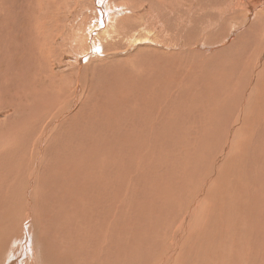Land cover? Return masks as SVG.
I'll return each mask as SVG.
<instances>
[{
	"label": "rangeland",
	"instance_id": "rangeland-1",
	"mask_svg": "<svg viewBox=\"0 0 264 264\" xmlns=\"http://www.w3.org/2000/svg\"><path fill=\"white\" fill-rule=\"evenodd\" d=\"M27 1L18 0V3L12 1L11 6L13 7L11 8L10 6L9 9L6 8L5 4L0 6V13H5L3 17L0 16V37L13 24L10 29V43L4 42L1 47L3 56L0 58V107H4L2 102H4V105H8L10 101L9 94L2 93L7 89L15 90L16 87L14 88L12 83L18 80L17 76H21L20 67L21 70H24V73L26 72L25 76L29 77L31 82L36 81V84L45 88V95L47 96L55 91L56 88L62 90L67 88L65 90L67 95L65 94V96L70 97L76 88L75 70L69 67L61 72V68L51 66L54 65V58L58 56L59 51L57 48L63 45L68 46L67 42L73 37L77 41V32H74L73 36H69L64 41V31L53 38L41 36L39 41L35 37H31L30 30L33 25L31 19L36 18L39 12H43L44 14L40 16L39 21H41L40 26L43 25L45 28L49 21H52V19L56 21L59 18L58 13L60 10L56 9L53 13H50L48 12L49 10L43 9L45 4L39 0V4L36 6L38 11L36 15H31L34 5H29L21 13L20 9L25 6ZM66 1L70 9L72 8V11L69 9L70 14L68 17L70 20L75 18L74 21H76L75 15L78 13L77 5L74 7L76 0H71V3L70 0ZM137 1L133 0V3L136 5ZM133 7L130 6V8ZM79 8L84 10L87 7L80 5ZM27 9L30 10L26 11ZM245 11L246 6L241 12ZM230 16L232 15L230 14ZM255 16L258 17H255L247 24L248 27L245 33L239 31L235 32L233 36H228L225 32L228 28V23L226 22L223 25L225 36L237 38L236 42L238 44L232 47V50H228L232 53L231 55H234L233 58H247L249 50L246 45L251 46L253 44L262 46L258 47L257 56L261 57L263 54L264 9L259 10ZM21 18L24 19H22L20 24L18 20H21ZM43 18L46 20L42 21ZM244 18L246 17L244 16ZM229 19H231L229 23H237L236 26L247 23L244 21L240 23L232 18ZM246 33H248V38ZM53 40L60 44L51 46L49 43ZM91 40L89 38L79 39L83 43V48L88 47ZM20 43L23 46H19ZM39 46H42L41 55L45 59L49 73L51 71L56 79H54V82L45 66L43 72H41V79H31L40 77V64L36 65L35 63L40 61L35 54ZM21 47L26 50L22 51ZM187 48L188 45H186V50ZM94 49L97 51L96 46ZM147 50H153V48H148ZM112 51L118 53V51ZM112 51L109 54H112ZM192 51L191 48H188L181 55L182 69L187 65L185 58H189L194 54ZM136 53L137 56L135 58L141 60L145 57L146 52L144 49H134L132 55ZM199 53L197 54L196 63H201L202 60L205 63L202 64L200 73L193 76L200 78L197 81H192L187 87H185L186 84L182 88L177 87L180 89L178 91L182 90V96L174 89L167 94L168 96L164 95L166 103L159 106L158 103L154 102L158 95L155 94L156 85H152L151 88L146 89L148 92L145 94L144 102L141 99L138 104L135 99V101H128L119 110L116 108L112 109L113 112H108L105 109L110 108L112 103L105 100L106 102L103 104L100 102L96 107L87 110L89 115H91L90 120L94 119L92 127L86 119L81 117L82 115L73 116V118L71 117L72 119L68 117L63 125L52 131L48 137L47 135L44 137V144L42 143L44 152L41 151L42 161L38 165L36 184L32 194L34 213L31 220L32 222L36 220L37 225L43 226L42 231L45 229V231L49 230L55 237L62 232L68 237L69 240L67 238L65 241H63L65 238L62 241L60 240L63 245L57 251L60 256L67 257V261L64 264H86L87 255L85 257V254H91L90 247L97 241L98 237H102L92 233L91 227L94 224L92 220L87 222L86 226H83L78 233L80 219L76 211H79L80 207L83 206L84 200L82 199H86V203H89L97 196L95 195L96 193L98 196L105 198V204L111 198L114 200L112 210L104 217L105 220L101 219L100 214L87 217L88 219L94 218L97 222L105 221L103 227L105 238L103 242L106 245H108L112 231L129 234L131 227L139 225L130 234L134 236L133 234L136 233V230L141 235L148 229L150 233L154 231L152 233L154 238H157V236L161 237L155 242L156 244L154 243V246L157 249L162 246L163 252H166L176 240L175 234L177 230L181 229L183 216L186 213L190 215L193 203V200H191L192 192L199 191L202 188V183L211 174L212 168L210 166L217 154L222 157V168L214 175V179L206 192L202 193L203 200L200 209L194 214L200 216V222L189 220L192 235H189V239H185L181 245L182 250L180 251L181 254H179L181 263L178 259L177 261L179 264H264V210L257 207V203L260 201L264 209V87L258 86L257 96L254 98L258 101L255 109L250 103L241 105L239 93L242 88L239 89V92L238 87L248 81L251 76L245 75L243 71H238L236 78L226 79L222 74L232 72L212 73L209 67L211 62H206L207 58L211 57L208 56L209 52H203L205 55L201 54L200 56ZM206 54L208 57H206ZM140 55L141 58H139ZM117 56H120V54H117ZM205 57L206 61L204 60ZM12 59H15V62H11ZM122 59H112L113 62H108L106 67L98 69V71L104 70L107 76L97 72L94 77L95 81H89L91 77L89 72L84 91L86 92V97L90 98V102L97 104L98 100L102 101L103 97L106 96L105 86L113 88L115 93L116 85L120 87L122 83H125L121 78V72L126 71L125 67L127 65L125 63L130 65L129 61L131 60ZM156 59L159 61L157 55ZM168 59L170 58L165 55L164 60ZM250 59L253 61L252 58ZM71 62L70 60L69 63L73 65V62ZM84 63L87 64L88 62L85 60ZM136 63H139V61ZM227 64L229 65L230 62H221L220 67L226 68ZM81 65H84L83 62ZM81 65L78 68L82 67ZM22 66L29 67L24 68ZM231 66L233 67L232 64ZM139 69L141 70V67ZM140 70L137 71L138 75H140ZM183 70L187 76H192L188 69ZM262 70L264 71V67ZM76 73L78 74L77 71ZM186 75L182 77L183 80ZM61 76H63L64 81L59 80ZM105 77L107 78L105 79ZM128 78L129 80L131 79L132 97H135V92L137 91L134 88L137 86L141 87L143 83L140 80L137 83H133V75H129ZM71 79L73 80L71 81ZM107 79L108 83L105 84ZM48 81H52L55 85ZM101 86H103V92L100 91L98 93ZM138 89L140 90V88ZM152 98H154V101ZM202 101L204 102L202 103ZM24 108L15 106L14 111L11 108L0 111V250L2 252L7 246V254L9 253L8 264H34L35 262L50 264L48 254L51 250L43 237V233L39 230L35 229L30 232V236L40 238L39 241H41L40 246L35 248L34 254H26L22 250L24 245L20 246L19 244V237L27 227V224L24 225V220L29 214L28 189L34 172L32 171V152L35 149V145L38 146L35 143V138H41L48 129L39 128V125L34 128L31 125V115L26 104ZM0 110L2 109L0 108ZM240 112L242 113L240 124L237 125ZM157 116L161 117L163 121L159 120ZM103 121L107 124H102ZM24 123L26 127H23ZM156 124L158 126H155ZM106 126H111V128H106ZM58 129L65 134L60 141L58 138L55 141L53 136ZM226 145L229 147H226ZM171 150L175 152L176 156H172ZM178 156L184 157L183 159L181 158L183 161L178 159L177 162ZM185 157H188L186 158L187 160ZM194 161L198 163L192 164ZM128 165L131 167L130 170H126ZM186 165L192 167H186ZM81 168H89V170L92 169L94 172L92 174L93 180H90L91 177L85 179L83 185L82 182L80 184V180L84 179L83 174L81 175ZM179 168H181V173L177 174ZM164 172L166 174L161 175ZM97 173L103 174L105 177L95 176ZM162 176H166V178ZM88 180H90L89 183ZM175 181H179L180 184ZM78 188L79 190H77ZM159 188L166 193L163 199L161 197L162 194L161 196L158 195L159 192H162L158 191ZM70 193H74L73 196ZM156 195H158L156 197V205H153L150 201H143L139 206L140 199L142 201ZM67 199H69V202ZM71 200L73 202L77 200L79 203H73ZM164 203H166L167 207L169 204L170 206L167 208ZM150 208L152 210H149ZM162 208H165V210H162ZM97 209L101 208H94L93 211L97 212ZM106 210L108 211L109 209H103V211ZM57 212H60L61 215L64 213L65 215L74 216V220H70V222H73L65 225L64 214L59 217ZM102 214L104 213L102 212ZM48 216L49 218H46ZM72 216L69 217L72 218ZM36 218H39V223ZM134 219L135 222L133 223ZM46 220L47 222H45ZM117 221L121 222V224L119 225ZM32 222H30V225H32ZM209 222H212V224ZM13 225L15 226L13 227ZM122 225L123 228H121ZM8 235H12L10 242H7ZM121 236H119L117 242L125 244ZM191 237L194 238L192 239ZM147 242H144L147 246H141L144 243L140 241L138 246L140 253H136L135 249L124 248L122 253L126 256L122 257L120 255V258L118 257V250L109 249L107 251L111 256L109 260L104 259L102 263L134 264L136 262L129 259L131 254L132 257L141 262L152 264L160 257L159 254L158 256L154 254V257L152 255L149 256L151 250L148 249L150 243ZM190 244L194 246L188 250ZM195 244L200 247H196ZM42 248L47 251H39ZM143 250L145 251L143 252ZM183 250H188L189 254H183ZM191 251H195L196 254L192 255ZM102 252L99 254L100 260L103 256ZM116 258H119L118 261ZM153 258H155V261Z\"/></svg>",
	"mask_w": 264,
	"mask_h": 264
},
{
	"label": "bare ground",
	"instance_id": "bare-ground-1",
	"mask_svg": "<svg viewBox=\"0 0 264 264\" xmlns=\"http://www.w3.org/2000/svg\"><path fill=\"white\" fill-rule=\"evenodd\" d=\"M0 1H1L0 6L2 4H5L7 9H9V7L11 6L12 1H15L18 3V0H11V1L10 0H0ZM41 1H42V3L45 4L43 6V9H46L47 11L49 10L48 12H50V13H53L56 9H59L60 10L58 13L59 18L56 21H53V19H52V21H49L48 25L46 24L45 28H44L43 25L40 26L41 21H39L40 16L43 15L44 13L39 12L37 14L36 18L31 19V23L33 25H32V29L30 30V35H31V37H33V38L35 37V39L39 41L41 39V36L53 38L55 36H58L61 32L64 31V35H63V41H64L69 36H71V35L73 36L74 32H77V35H78L77 41H75L74 37H73L70 39V41L67 42L68 46L63 45V46L57 48L59 53H58V56L56 58H54V65L51 66L54 68L55 67L61 68V72L66 70L69 67L72 68L73 70H75L74 73L76 74V83H75L76 88L74 90L72 89L73 93L70 95V97L65 96V94L67 93V92H65V90L67 88L66 89L63 88V90L56 88L55 91H53L51 93L49 92L50 95L47 96V95H45V88H42L43 86L41 87L40 85L36 84L37 83L36 81L31 82V80H29V77L25 76L26 72L24 73V70H21V67H20L19 70L21 72V76L20 75L17 76L18 80L13 81V83H12V86L14 88L16 87L15 90L13 91V89H12V91H11L10 89H7V90H5L6 92L4 91L2 93V94H9L10 101H9L8 105H4V102H2V106H4V107H0L2 109L0 111H5L8 108H11L14 111L15 106L17 108L25 109L24 105L26 104V106L28 107V111L31 115L30 116V120L32 122L31 125L34 128H36L38 125H39V128H48L43 133L41 138L40 137L35 138V143H37L38 146L35 145V149L32 152V159H33L32 171H34V172H33L32 178L30 179V182H29L30 186L28 189V200H29L28 213L29 214L26 216V218L24 220V225L27 224V227L24 229L22 235L19 237V241H20L19 244H20V246L22 244L24 245L22 247V250L26 254L27 253L34 254L35 250H36L35 248L40 246L41 241H39L40 238H35V237L30 236V232L32 230H35V229L39 230L40 232L43 233V237L46 239V241L50 247V250H51V251H49V254H48V259H50V264H64L67 261V257L64 258V257L60 256L59 254H57V251L62 248V245H63L61 243L62 239L65 238L63 241H65L66 238H67V240H69L68 237H66L64 235V232L60 233L57 237H55V235L52 234L49 230L45 231L46 229L45 230L43 229L44 231H42L43 226H41L39 224L37 225L36 220H33V222L31 220L33 213H34L32 194H33V188H35V184H36L35 179H36V173L38 172L37 171L38 165H39V163H41L40 161H42L41 151L44 152V147H43L44 137L46 135L48 137L52 133V131H55L56 128H59L61 125H63L66 122V120L68 119V117L73 118V116L78 117V116L82 115L81 117L86 119L90 123V126L92 127L94 124V119L90 120L91 115H89L87 110H90L92 107H96V105L100 104V102L103 104L104 102H106L105 100L112 103V104H110L111 105L110 108L105 109V111H108V112H113L112 109H116V108H118L117 110H119V108L121 106L126 105V103L128 101H135V99H136L138 104L140 103L141 99H143L142 102H144L145 101V94L148 92V91H146V89L151 88L152 85H156L155 86V94H158L155 101H154V98H152L153 101L158 103L159 106L163 105V103H166L164 97L168 96L167 94H169L170 91H173L174 89H176L178 91V90H180L179 88L184 87L185 84H186L185 87H187L192 81L199 80L200 77H194V76L196 74L200 73V69L202 68V64L205 62H202L203 60L200 58L202 60V61L200 60L201 63H196V61L198 59L197 58L198 52H200L199 56L201 54L205 55L204 53L209 52L208 56H211V57L207 58V61H206V57H208L206 54V57L204 60L206 62H211L209 64V67H210V70L212 73L232 72V73L222 74V76L225 77L226 79L227 78H236V76L238 75V71H243L245 75L251 76L248 81L242 83L244 86V89H243L242 84H240L238 87V90L240 88H242L241 92L239 90V92H240L239 94L241 96V105H245L246 103H250L253 105V107L255 109V105L258 103V101H256L254 98H256V96H257L258 86L264 87V71L262 70V68L264 67V50L262 51L263 54L261 55V57H259V56H257V51H258V47H262L261 45H257V44H253L251 46L246 45V48H248V50H249L248 57L245 59L233 58L234 55H231L232 53L229 52L228 50H232V47H234L235 45L238 44L236 42L237 38L225 36L223 25L226 22L228 23V28H227V30H225V32L228 36L229 35L233 36L235 34V32H239V31L245 33V31L248 27L247 24H249V22L252 19H254L255 17H258L255 15L259 12V10L264 9V0H138L136 5L133 3V0H120V1H118V0H76L75 6H74V7H76V5H77V8H78L77 9L78 13L75 15L76 21H74L75 18H74V20H70L68 17L70 14V10L72 8L70 9L69 5L67 4L68 2L66 0H44V1L41 0ZM26 3H25V6H22V8L20 9L21 13H23V11L29 5H34L35 7L32 9L31 15H36V13L38 12L36 6L39 4V0H28ZM70 3H71V0H70ZM80 5L86 6L87 8L84 10L80 9L79 8ZM130 6H134V7L130 8ZM244 6H246V11L241 12V10L244 8ZM12 7L13 6H11V8ZM28 10H30V9H27L26 11H28ZM230 14L232 16L229 17ZM4 15H5L4 12L0 13L1 17H3ZM244 16L246 18H244ZM229 18H232L233 20L235 19L236 21H239L240 23L242 21L247 22V23L246 24H240V26H236L237 23H234V24L229 23V21L231 20ZM22 19H24V18H21V20L20 19L18 20L20 24H21ZM43 20H46V19L43 18L42 21ZM52 22H54L55 24ZM12 25L3 34V36L0 37V58L3 56V52L1 50L2 44H4V42L7 44L10 43L9 36L11 33L10 29H11V27H13ZM261 31H262V29H261ZM262 33H264V32H262ZM32 34H34V35L32 36ZM246 34H247V38H248V33H246ZM80 38H83V39L89 38L90 40L92 39L90 45L86 48H83L82 47L83 43H81L79 41ZM238 38H240V37H238ZM262 40H263V47H264V38ZM99 43L104 44V45L102 46ZM49 44L51 46H57V44H60V43H57L56 40H53ZM186 45H188V48L189 49L191 48L193 50L192 52L194 53L189 58H185V63H187V65L183 67V69H188L190 71V73L192 74V76H190V77L187 76L185 71L181 68L182 64L180 61L181 55L188 50V48L186 50ZM218 45H221V46H218ZM19 46H23V44L20 43ZM95 46L97 47V51H95V49H94ZM148 48H153V50H147ZM41 49H42V46H39L37 48V51L35 52L37 57L40 59V61L35 62L36 65L40 64V67H39L40 74L38 71H36V73L39 74L40 77H33L31 79H34V78L37 80L41 79V77H42L41 72H43L44 66L46 67L45 59L41 55ZM134 49H137V50L144 49L146 52L144 55L145 57H143L141 60H138L137 58H135L137 56V53L132 55ZM21 50L24 51L26 49L21 47ZM112 50L118 51V53H115ZM110 51H112L111 52L112 54H109ZM105 53H107V54H105ZM117 54H120V56H117ZM104 55H105V57H104ZM156 55L158 56L159 61L156 59ZM165 55H167L170 59L165 61L164 60ZM111 58L112 59L123 58L122 60L130 59L133 62L129 61L130 65H128L129 63L128 64L125 63V65H127L125 67L126 71L121 72V78L125 81V83H122L120 87H118L116 85V87H115V93L116 94L114 93L113 88H110L109 86L104 85L106 88L105 89L106 90V92H105L106 96L103 97L102 101L98 100V103L94 104L93 102H90V98L86 97V92L84 91V88L86 87L85 83H86L87 75L89 74V72L91 73V77L89 79L90 82L95 81L94 77L97 75L96 74L97 72L100 73L101 75L107 76V73L104 72V70L98 71V69L106 67V65H107L106 63H108V62H110V63L113 62V60ZM139 58H141V55ZM202 58H204V57H202ZM250 58H252L253 61ZM74 59H75V61H73ZM70 60L73 62V65L77 66V67H74L72 64H70L69 63ZM85 60L88 62L87 64H85L86 62L84 63ZM60 61H62V62L60 63ZM138 61H139V63H136ZM214 61H216V62H214ZM11 62H15V59H12ZM82 62L84 64L83 66L81 65ZM221 62H225V63L230 62V64L229 65L227 64L226 68H221L220 67ZM215 63H217V64H215ZM231 64L233 65V67L231 66ZM71 65H72V67H71ZM80 65L82 67L78 68V66H80ZM22 67L25 68V67H29V66H22ZM139 67H141V70L139 69ZM192 67H193V69H192ZM90 68L92 70H87ZM46 69H47V67H46ZM47 70H45V71H47ZM139 70H140V75H138L139 73L137 72ZM26 71L29 72L28 70H26ZM56 71H57V69H56ZM76 71L78 72V74L76 73ZM48 73H49V70H48ZM129 75H133V77H134V79H132L133 83H137V81H139V80L143 83V85L141 87L137 86L136 88H134L137 91V92H135L136 93L135 97H132L133 92L131 91V79L129 80V78H128ZM184 75H186V76L183 80L182 77H184ZM49 76H51V79L54 82L55 77H54V75H52L51 71L49 73ZM137 76H138V78H136ZM106 78L107 77H105V79ZM19 79H22L23 81L19 80ZM59 80L64 81L63 76H61L59 78ZM72 80L73 79H71V81ZM52 81H48V82L53 83ZM107 83H108V79L105 81V84H107ZM62 85H63V83H62ZM62 87H64V86H62ZM129 87H130V89H129ZM177 87H179V88H177ZM138 88H140V90ZM102 89H103V86H101L98 93H100V91L103 92ZM178 92L182 96V90L178 91ZM11 94H13V95H11ZM24 100H25V103H24ZM203 102L204 101H202V103ZM131 106H133V105L131 104ZM241 115H242V113L240 112L238 115L237 125L240 124ZM157 117L159 120L163 121V119L161 117H159V116H157ZM39 123H41V124H39ZM97 123H99V122H97ZM102 124L106 125L107 123H104V121H103ZM155 126H158V124H156ZM23 127H26L25 123L23 124ZM109 127L111 128V126H109ZM109 127L106 126V128H109ZM64 134H65L64 132H62L61 130L58 129L55 132L53 139L56 141V139L58 138V140L60 141V139L63 137ZM228 145H226V147ZM170 152H171L172 156L173 155L176 156L174 151L171 150ZM221 153H222V155L224 154L223 151ZM181 158L183 159L184 157L178 156L177 162H178V159L182 160ZM186 158H188V157H185V159ZM188 161L190 162L189 159H188ZM191 161H193V160H191ZM197 163H198L197 161L192 162V164H197ZM221 165H222V157H221V155L217 154L214 157L212 164L210 166L212 168L211 174L209 175V177L206 179L205 182L203 181L204 183H202V188L199 191L192 192L191 200H193V203L191 206L192 209L190 210V213H189L190 215H188V213H186L183 216V218L181 220V223H182L181 229L177 230V233L175 234L176 240L173 244L170 245V247L167 249L166 252H163L162 246L161 247L158 246L160 248V249L158 248L159 250L154 246V243L158 239L161 238V237L157 236L155 233L154 234L157 236V238H154V236L152 235V233L154 231H151V233H150V232H148L149 231V229H148L145 233L143 231L144 234L141 235V234H139V231L136 230L135 231L136 233L133 234L134 236H132V234H130V233L134 229H136L139 225H135V226L131 227L132 229H130V232H128L129 234H125L123 232L117 233L116 231L115 232L112 231L110 234L108 245H106V243L103 242V240L105 238L104 237V231H103L105 221L97 222V220H95L94 218L93 219L92 218L88 219V218L93 217V216H97L96 214H98V215L100 214L101 219H104V217L107 215V213L112 210V204L114 203L113 198H111L109 201L107 200L106 204L104 203L105 198L103 196L102 197L98 196L97 193L95 194L97 196H95V197L93 196L94 197L93 200L90 201L89 203H86V199H82V200H84L83 206L80 207L79 211H76L78 213V218L80 219V223L78 224V227H79L78 233L81 231V228L83 226H86L87 222L92 220V222L94 223L91 227L92 233L97 234L98 236L99 235L102 236V237H98L97 241L94 242L93 245L91 243V245H92L90 247L91 248V250H90L91 254H85V257L87 255L86 264H106L104 262L102 263V261L104 259L109 260V258L111 256L110 253L107 251L109 249L118 250V252H119L118 257L119 258H120V255L122 257L126 256L125 254L122 253L124 248L135 249L136 253H140L139 248H138L140 241L142 243H144L145 241H148L150 243L151 246L150 245L148 246V249L151 250L150 251L151 253L149 254V256L150 255L153 256L154 254H156L158 256V254H159L160 258L152 264H179L177 259L181 263V257H179V254H181L180 251L182 250L181 245L184 243L185 239H189L188 238L189 235H192L191 223H189V220H196L197 222H200V216L194 215V214H196V211L200 209V206H201V203L203 200L202 199V196H203L202 193L206 192L208 186L211 184L212 180L214 179V175L217 172H219V170L222 168ZM186 167H192V166L186 165ZM130 169H131V167L128 165L126 167V170H130ZM81 170H82L81 175L83 174L84 179L80 180V184L82 182V185H83L85 179H88L90 177H91L90 180L91 181L93 180L94 177H92V174H94V172L92 171V169L89 170V168L88 169L81 168ZM168 171H169V168H168ZM180 173H181V168H179L177 170V174H180ZM163 174H166V172L162 173L161 175H163ZM115 175H117V174H115ZM95 176L105 177V175L100 174V173L95 174ZM166 176H162V177L166 178ZM106 177H107V175H106ZM90 180H88V183L90 182ZM78 181H77V184L79 183ZM170 181H171V179H170ZM175 182L179 183V181H175ZM74 184H76V183H74ZM70 187H71V185H70ZM70 187H68V188H70ZM77 190H79V188ZM158 191H162V190L159 188ZM71 192H72V190H71ZM80 192H82V191H80ZM77 193H78V191H77ZM70 194L73 196L74 193H70ZM161 194H162V196H161ZM82 195H84V194H82ZM158 195H160L163 199L165 197L166 193L164 191H162V192H159ZM158 195H156L155 197L146 198L145 200H142V201H140L141 200L140 199L139 200V206L143 201H150L153 205H156V197ZM80 196H81V194H80ZM69 199H71V198L69 197ZM69 199H67L68 202H69ZM74 202L76 204L79 203L77 200H75ZM257 205H258L257 207L259 209L264 210L262 203L260 201L257 203ZM164 206L167 207L166 203H164ZM169 206H170V204L168 205V207ZM97 207H100L101 209H99V210L97 209L98 210L97 212L93 211L94 208H97ZM105 208H108L109 210L103 211V209H105ZM149 210H152V208H150ZM162 210H165V208H162ZM102 212L104 214H102ZM116 212H118V211H116ZM51 214H53V213H51ZM153 214H154V211H153ZM57 215L59 217L62 216L60 212H57ZM68 215L72 216L70 214H68ZM68 215H65V214L63 215L64 220H66L65 225L67 223H69L71 219L74 220V216H72V218H71ZM263 216H264V214H263ZM38 217L40 218V216H38ZM139 217H140V215H139ZM39 218H36V219L38 220ZM46 218H49V216ZM11 219H13V218H11ZM30 222H32V225H30ZM39 222H40V220H38V223ZM45 222H47V220ZM72 222H70V223H72ZM118 222L119 221H117V223ZM132 222L134 223L135 219ZM209 223L212 224V222H209ZM21 224L23 225V223H21ZM75 224H77V222H75ZM120 224H121V222H119V225ZM150 224H152V223H150ZM211 224H210V226H211ZM14 226L15 225H13V227ZM49 227H50V225H49ZM118 227H120V226H118ZM64 228H65V226H64ZM64 228H62V229H64ZM94 228H96V229H94ZM121 228H123V225ZM50 230H52V229H50ZM66 230H67V228H66ZM115 230H116V228H115ZM18 232H20V231L18 230ZM70 232H72V231L70 230ZM121 235H123V236H121ZM11 236L8 235V237H7L8 241L7 242L11 241V239H12V238H10ZM119 236L122 237V240L125 241V244H120L117 242L119 239ZM70 237H71V234H70ZM162 239H164V238H162ZM64 243H66V242H64ZM68 243H69V241H68ZM143 245H146V244L144 243L141 246H143ZM26 246H29V247H26ZM105 246H106V248H105ZM193 246H194L193 244H190L188 246V250H190V248H192ZM195 246L200 247L197 244H195ZM5 247L6 248H4L2 250V252L0 250V264H8L7 259L9 257V253L7 254V246H5ZM33 248H34V251H33ZM207 249H209V248H207ZM188 250H183V254L188 255L189 254ZM39 251L45 252L47 250L45 248H42ZM144 251L145 250H143V252ZM101 252H102L103 256L101 257V260H100L99 254ZM146 252H148V251H146ZM208 252H209V250H208ZM191 254L195 255L196 252L191 251ZM119 258H116L117 261ZM129 259H130V261H135L136 263H134V264H150V263H146L143 261L141 262V261L137 260L136 258L132 257L131 254L129 255ZM154 259L155 258H153V260ZM205 261H207V260L205 259ZM34 264H40V263L35 262Z\"/></svg>",
	"mask_w": 264,
	"mask_h": 264
}]
</instances>
